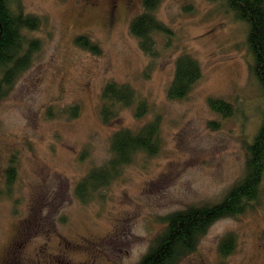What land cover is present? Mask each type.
Wrapping results in <instances>:
<instances>
[{
    "label": "rangeland",
    "instance_id": "rangeland-1",
    "mask_svg": "<svg viewBox=\"0 0 264 264\" xmlns=\"http://www.w3.org/2000/svg\"><path fill=\"white\" fill-rule=\"evenodd\" d=\"M37 16L29 66L0 99V187L14 159L11 193L0 194V264H135L166 217L220 201L245 172L247 144L261 123L264 96L251 69L246 24L222 2L161 0L171 34L155 33L147 55L130 33L142 0H10ZM86 35L98 52L75 44ZM197 59L201 77L180 100L167 97L176 57ZM110 81L128 84L148 111L122 107L111 123L99 111ZM232 105L216 112L208 99ZM78 106L72 117L67 107ZM159 117V150L137 153L88 202L76 183L110 158V137ZM233 236L223 256L221 241ZM176 264H264V174L243 213L212 223Z\"/></svg>",
    "mask_w": 264,
    "mask_h": 264
},
{
    "label": "trees",
    "instance_id": "trees-1",
    "mask_svg": "<svg viewBox=\"0 0 264 264\" xmlns=\"http://www.w3.org/2000/svg\"><path fill=\"white\" fill-rule=\"evenodd\" d=\"M161 0H142V11L136 14L129 25L130 33L138 39L140 48L149 56L156 55L155 33L171 34L170 28L159 20L155 10ZM222 2L233 16L246 24V45L252 57L251 69L264 96V0H210ZM41 21L37 16L25 14L21 7L13 8L10 0H0V99L8 91L17 76L30 63L31 53L37 41L30 40L26 31L37 29ZM76 45L98 52L97 46L84 34L75 36ZM201 77L200 65L189 53L182 52L175 59L174 74L167 87V97L184 99ZM99 115L103 123L109 124L118 117L122 107L135 104V116L141 117L148 107L139 100L135 90L128 84L107 82L101 91ZM213 110L230 115L232 105L220 98L208 99ZM72 117L78 115V106L67 107ZM159 117L147 121L137 130L119 128L110 137L111 156L101 166L91 168L75 185L74 193L82 202H88L95 194L120 174L137 153L154 155L159 150ZM5 170L4 187L1 193H11L15 178L14 159ZM264 174V112L261 123L247 144L245 172L227 191L225 196L213 204L189 206L170 213L166 224L147 252L135 264H176L179 258L195 249L197 239L216 220L243 213L259 197ZM233 236H226L220 243L223 256L235 247Z\"/></svg>",
    "mask_w": 264,
    "mask_h": 264
}]
</instances>
